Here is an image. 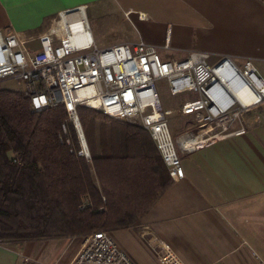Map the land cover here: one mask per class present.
Here are the masks:
<instances>
[{
  "label": "crops",
  "instance_id": "1",
  "mask_svg": "<svg viewBox=\"0 0 264 264\" xmlns=\"http://www.w3.org/2000/svg\"><path fill=\"white\" fill-rule=\"evenodd\" d=\"M82 5L96 22L90 30L99 47L144 41L164 60L192 50L213 60L251 58L264 77V0H0V32L16 33L37 50L60 12ZM241 125L242 134L180 151L184 177L133 226L110 232L136 264L158 259L163 242L186 264L251 263L252 243L264 235V104L235 128ZM84 238L2 242L0 264H21L23 255L68 264Z\"/></svg>",
  "mask_w": 264,
  "mask_h": 264
},
{
  "label": "built area",
  "instance_id": "2",
  "mask_svg": "<svg viewBox=\"0 0 264 264\" xmlns=\"http://www.w3.org/2000/svg\"><path fill=\"white\" fill-rule=\"evenodd\" d=\"M85 10L82 5L60 12L54 25L39 36L37 50L28 48L27 41L16 33L0 32V80L13 78L23 83L36 110L63 106L77 130L81 145L78 154L90 158L77 114V107L85 105L147 130L176 181L184 177L180 151H192L219 138L244 133V125L235 128V124L264 104V77L253 59L239 63L229 56H219L213 60L210 52L192 50L183 59L164 60L158 46L144 41L99 47ZM223 75L235 87L248 85L255 100L243 103ZM158 79L167 81L172 95L184 91L197 94L179 109L197 116L196 134L173 137L168 119L173 111L162 104L156 88ZM63 131L67 132L65 125ZM66 141L70 143V139ZM158 259L161 264H186L166 242ZM21 264L43 263L23 255ZM68 264L136 263L110 232L97 231L85 236Z\"/></svg>",
  "mask_w": 264,
  "mask_h": 264
},
{
  "label": "trees",
  "instance_id": "3",
  "mask_svg": "<svg viewBox=\"0 0 264 264\" xmlns=\"http://www.w3.org/2000/svg\"><path fill=\"white\" fill-rule=\"evenodd\" d=\"M77 114L89 159L63 106L36 110L24 90L0 89L2 242L131 227L173 183L143 127L85 105Z\"/></svg>",
  "mask_w": 264,
  "mask_h": 264
},
{
  "label": "rangeland",
  "instance_id": "4",
  "mask_svg": "<svg viewBox=\"0 0 264 264\" xmlns=\"http://www.w3.org/2000/svg\"><path fill=\"white\" fill-rule=\"evenodd\" d=\"M88 23L91 29L95 31L96 22L94 19L89 17ZM1 88L23 90L24 84L13 78H3L0 80V89ZM156 88L164 107L173 111V113L168 116L173 137L179 139L181 136L196 134L199 128L197 116L194 114L183 115L179 109L183 102L196 98L197 94L192 91H184L177 95H172L165 79H158L156 81ZM252 110H254V108ZM252 244L253 248L250 250V264H264V235H261L259 239L254 240ZM150 261L151 264H161L159 259L152 258Z\"/></svg>",
  "mask_w": 264,
  "mask_h": 264
},
{
  "label": "bare ground",
  "instance_id": "5",
  "mask_svg": "<svg viewBox=\"0 0 264 264\" xmlns=\"http://www.w3.org/2000/svg\"><path fill=\"white\" fill-rule=\"evenodd\" d=\"M223 79L231 88H233L236 97L239 98L243 103L251 104L255 100V95L248 85L235 87L233 81L228 80L225 76L223 77Z\"/></svg>",
  "mask_w": 264,
  "mask_h": 264
},
{
  "label": "water",
  "instance_id": "6",
  "mask_svg": "<svg viewBox=\"0 0 264 264\" xmlns=\"http://www.w3.org/2000/svg\"><path fill=\"white\" fill-rule=\"evenodd\" d=\"M80 132L84 136L82 126L80 127Z\"/></svg>",
  "mask_w": 264,
  "mask_h": 264
}]
</instances>
